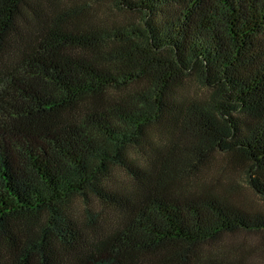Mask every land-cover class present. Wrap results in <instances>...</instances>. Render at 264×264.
<instances>
[{"label":"trees","instance_id":"trees-1","mask_svg":"<svg viewBox=\"0 0 264 264\" xmlns=\"http://www.w3.org/2000/svg\"><path fill=\"white\" fill-rule=\"evenodd\" d=\"M46 4L0 0V264H244L264 212L180 182L215 153L264 198V0Z\"/></svg>","mask_w":264,"mask_h":264},{"label":"rangeland","instance_id":"rangeland-1","mask_svg":"<svg viewBox=\"0 0 264 264\" xmlns=\"http://www.w3.org/2000/svg\"><path fill=\"white\" fill-rule=\"evenodd\" d=\"M47 1V10L53 9L58 5L61 11L73 10L79 7L84 13L91 8L86 5L90 4V0H45ZM54 1H61L56 3ZM94 6L91 10L95 13L98 24L104 28H110L115 25L139 24V15L132 13L118 6V0H92ZM90 11V10H89ZM193 93H205L207 90L194 83L192 85ZM203 166L198 171V176L191 175L188 178L181 180L180 183L188 184L195 181V186H200V189H210L223 196L240 207L254 212H264V198L256 194L247 184L245 177V166L242 163L232 164L223 160L220 155L215 153L209 154ZM120 182L126 183L127 178L123 175H118ZM193 185L189 184V187ZM79 200H75L74 205L82 212L83 206H78ZM93 207L97 210L101 209L98 203H93ZM106 217L108 220L113 217L110 211L103 210L96 221H100ZM84 219V218H83ZM216 251H229V258L242 261L244 264H264V241H261L258 234L255 233H235L223 237L220 245L216 247Z\"/></svg>","mask_w":264,"mask_h":264}]
</instances>
